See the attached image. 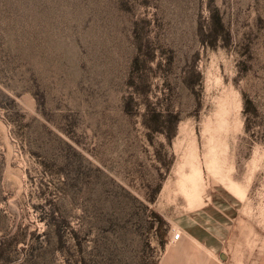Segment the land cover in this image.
Wrapping results in <instances>:
<instances>
[{
  "label": "rangeland",
  "instance_id": "1",
  "mask_svg": "<svg viewBox=\"0 0 264 264\" xmlns=\"http://www.w3.org/2000/svg\"><path fill=\"white\" fill-rule=\"evenodd\" d=\"M197 213L264 264V0H0V264H163Z\"/></svg>",
  "mask_w": 264,
  "mask_h": 264
},
{
  "label": "crops",
  "instance_id": "2",
  "mask_svg": "<svg viewBox=\"0 0 264 264\" xmlns=\"http://www.w3.org/2000/svg\"><path fill=\"white\" fill-rule=\"evenodd\" d=\"M218 225H221L218 220L213 221L211 217L205 219L199 213L179 220V227L183 233L180 241L183 246L167 250L163 264L174 259L173 255L177 253L194 255V264H217L216 256L223 253L219 249V242L224 238ZM181 249L183 252H177Z\"/></svg>",
  "mask_w": 264,
  "mask_h": 264
},
{
  "label": "built area",
  "instance_id": "3",
  "mask_svg": "<svg viewBox=\"0 0 264 264\" xmlns=\"http://www.w3.org/2000/svg\"><path fill=\"white\" fill-rule=\"evenodd\" d=\"M181 236H182V232H181V231H175V232L172 234V236H171V241H172V242H177V241L180 240Z\"/></svg>",
  "mask_w": 264,
  "mask_h": 264
},
{
  "label": "water",
  "instance_id": "4",
  "mask_svg": "<svg viewBox=\"0 0 264 264\" xmlns=\"http://www.w3.org/2000/svg\"><path fill=\"white\" fill-rule=\"evenodd\" d=\"M220 257H221L222 260H227L228 259V256L225 253H221Z\"/></svg>",
  "mask_w": 264,
  "mask_h": 264
}]
</instances>
